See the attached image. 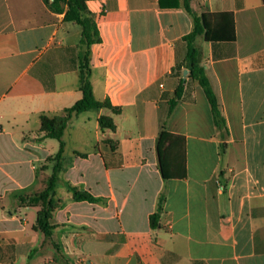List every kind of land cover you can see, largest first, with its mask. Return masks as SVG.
Instances as JSON below:
<instances>
[{
    "label": "crops",
    "instance_id": "crops-1",
    "mask_svg": "<svg viewBox=\"0 0 264 264\" xmlns=\"http://www.w3.org/2000/svg\"><path fill=\"white\" fill-rule=\"evenodd\" d=\"M185 3L86 0L99 36L92 92L118 112L72 114L57 159L39 116L81 98V27L43 0H0V264H264V0H189L190 12ZM193 15L208 17L211 40L194 43L223 129L202 87L177 69ZM100 116L115 128L100 129ZM162 127L184 137V178L160 174ZM56 164L45 236L27 197ZM70 186L95 200H74Z\"/></svg>",
    "mask_w": 264,
    "mask_h": 264
},
{
    "label": "trees",
    "instance_id": "trees-1",
    "mask_svg": "<svg viewBox=\"0 0 264 264\" xmlns=\"http://www.w3.org/2000/svg\"><path fill=\"white\" fill-rule=\"evenodd\" d=\"M44 4L55 13H64V20L71 21L81 27V39L79 42V88L81 98L72 106L65 108L58 114H40V133L43 138H53L59 142V151L56 158L60 157L63 150L62 136L72 114L81 113L91 109L109 108L114 113L118 112L108 100L99 101L94 98L91 83L89 80V47L92 43L99 41L96 23L93 15L86 6V0H43ZM185 8L190 12L189 0H186ZM230 17V16H229ZM208 17L193 15V26L191 31L184 36L186 42V54L181 65L177 69H186L188 77L198 83L207 97L210 104L212 116L216 127L225 128V120L222 117L216 96L210 86L209 80L205 74L204 68L199 64V50L195 46V38L203 35L206 40H211L208 24ZM232 19H230V23ZM232 28V25H230ZM184 85V79H180L175 89L174 98L170 102L171 109L180 99ZM100 129H114L115 125L110 117L100 116L98 119ZM156 150L158 156V167L161 176L164 179H181L185 177V140L181 135H177L165 130L162 127L158 133L156 141ZM58 165L53 168V172L45 188L37 194L27 197V203L38 205L40 209L37 212L35 229L41 231L45 236H50L53 225L51 217L57 203L53 200L54 189L58 180ZM69 191L74 200H95L88 193L79 191L70 186ZM158 214L150 216V224L156 226Z\"/></svg>",
    "mask_w": 264,
    "mask_h": 264
},
{
    "label": "water",
    "instance_id": "water-1",
    "mask_svg": "<svg viewBox=\"0 0 264 264\" xmlns=\"http://www.w3.org/2000/svg\"><path fill=\"white\" fill-rule=\"evenodd\" d=\"M185 74L187 73V70H185V72H184Z\"/></svg>",
    "mask_w": 264,
    "mask_h": 264
}]
</instances>
